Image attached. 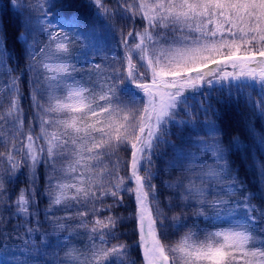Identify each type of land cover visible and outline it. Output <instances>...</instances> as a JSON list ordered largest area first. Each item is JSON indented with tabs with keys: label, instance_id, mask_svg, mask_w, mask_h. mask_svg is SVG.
<instances>
[{
	"label": "snow or ice",
	"instance_id": "6c2138e0",
	"mask_svg": "<svg viewBox=\"0 0 264 264\" xmlns=\"http://www.w3.org/2000/svg\"><path fill=\"white\" fill-rule=\"evenodd\" d=\"M0 264H264V0H0Z\"/></svg>",
	"mask_w": 264,
	"mask_h": 264
}]
</instances>
